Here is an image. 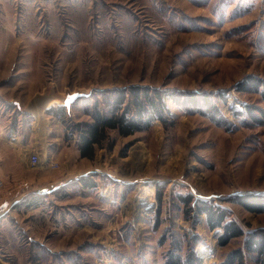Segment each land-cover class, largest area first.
Listing matches in <instances>:
<instances>
[{
    "label": "rangeland",
    "instance_id": "1",
    "mask_svg": "<svg viewBox=\"0 0 264 264\" xmlns=\"http://www.w3.org/2000/svg\"><path fill=\"white\" fill-rule=\"evenodd\" d=\"M93 7L81 10L72 28L65 15L56 34L61 47L44 49L41 66L53 91L46 98L54 100L46 109L54 110L26 112L20 121L37 117L53 141L64 128L90 121L87 100L68 105L69 94L131 85L161 89L169 121L127 137L111 132L103 145L115 162L94 173L96 186L87 191L72 192V183L49 192L37 185L23 195L16 157L15 175L0 189V264H169L170 254L186 264L191 251L203 264H219L243 248L245 236L221 246L222 230H210L184 198L222 207L245 233L264 229V214L233 200L264 194V123L246 110L251 106L264 119V96L236 89L249 74L264 78V0H101ZM173 91L227 101L219 102L215 118L205 106L174 104ZM18 121L16 113V131ZM26 140L16 141V152L40 156L38 165L29 161L33 178L45 146L31 130ZM138 231L141 248L132 240ZM100 233L114 238L105 249L92 237ZM72 252L78 256H65ZM247 262L257 264L250 255Z\"/></svg>",
    "mask_w": 264,
    "mask_h": 264
},
{
    "label": "crops",
    "instance_id": "2",
    "mask_svg": "<svg viewBox=\"0 0 264 264\" xmlns=\"http://www.w3.org/2000/svg\"><path fill=\"white\" fill-rule=\"evenodd\" d=\"M100 1L0 0V177L5 182L15 175L17 157L22 168L16 174L20 179L16 188L23 195L28 194L30 187L37 185H41L38 190L46 192L53 189L56 191L70 183L72 186L69 189L72 192L80 188L83 191L93 188L83 187L80 181L95 175L94 173L104 172L109 163L115 162V153L108 151L103 144L97 145L93 158L82 157L78 136H68L65 128L62 135L48 142L47 135L52 131H47L37 117L29 123L20 121L21 115L26 112L50 110L46 109V103L49 101L46 96H51L53 91L48 92L46 80L49 75L41 65L45 64L46 59L44 49L61 47V39L56 34L64 25V16L71 22L67 26L72 28L81 10L84 13L94 10V5L98 9ZM16 113L19 119L18 131ZM29 130L45 146L44 165L36 168L37 172L33 178L29 176L30 155L23 157L20 152H16V141L25 144ZM51 162L59 163L60 167L54 169L56 172L50 166ZM121 167L122 163L119 164V168ZM18 185H24L25 190L20 189ZM5 203L7 206L6 200ZM87 233L94 234L90 230H87ZM92 237L97 239L94 243L100 244L102 249L109 245L108 241L114 239L109 233ZM86 239H89V235ZM133 239L138 240V248H141V231L135 233ZM134 245L127 244L129 247Z\"/></svg>",
    "mask_w": 264,
    "mask_h": 264
},
{
    "label": "trees",
    "instance_id": "3",
    "mask_svg": "<svg viewBox=\"0 0 264 264\" xmlns=\"http://www.w3.org/2000/svg\"><path fill=\"white\" fill-rule=\"evenodd\" d=\"M236 89L240 93H262L264 96V78L249 74L238 83ZM169 96L174 104L188 108L201 109L205 106L215 118L221 116L219 102L227 101L224 96H220L222 101H214L207 93L199 94L192 91H173L169 93ZM83 97L87 100L84 113L90 117V121L75 123L67 130L68 136H78L82 157L93 158L97 145H102L111 132L127 137L149 130L156 120L167 124L170 118L168 99L165 98V93L157 88L131 85L119 89L98 91L93 96L84 94L81 98ZM90 97L91 99H88ZM246 110L254 121L259 124L264 123V119L255 115L253 107L248 106ZM80 183L83 187L96 186L93 176L82 179ZM159 199L161 200V196ZM233 200L249 212L264 214V194H239ZM184 202L189 206L190 211L206 215L210 230L222 229L219 237L221 246H226L235 238L245 236L243 248L232 251L219 264H248L249 255L253 256L257 264H264V229L245 233L236 221L229 218L226 210L222 207L210 201L194 200L190 196L184 198ZM87 245L90 247L93 244ZM43 247L42 249H44ZM69 255L78 256L77 252L65 254V256ZM178 259L176 254H170L168 263L178 264ZM185 262L186 264H203L202 259L194 251L187 255Z\"/></svg>",
    "mask_w": 264,
    "mask_h": 264
},
{
    "label": "built area",
    "instance_id": "4",
    "mask_svg": "<svg viewBox=\"0 0 264 264\" xmlns=\"http://www.w3.org/2000/svg\"><path fill=\"white\" fill-rule=\"evenodd\" d=\"M30 163L32 165H38L40 163V156L37 154V153H33L31 156H30ZM50 166L54 169H58L60 167L59 163L58 162H51L50 163ZM4 186V182L3 180L0 178V189H2Z\"/></svg>",
    "mask_w": 264,
    "mask_h": 264
},
{
    "label": "water",
    "instance_id": "5",
    "mask_svg": "<svg viewBox=\"0 0 264 264\" xmlns=\"http://www.w3.org/2000/svg\"><path fill=\"white\" fill-rule=\"evenodd\" d=\"M84 95V93H72L69 94L66 101L68 105L73 104L77 99L81 98Z\"/></svg>",
    "mask_w": 264,
    "mask_h": 264
},
{
    "label": "bare ground",
    "instance_id": "6",
    "mask_svg": "<svg viewBox=\"0 0 264 264\" xmlns=\"http://www.w3.org/2000/svg\"><path fill=\"white\" fill-rule=\"evenodd\" d=\"M64 103V102H63ZM54 105V100L49 101L48 103H46V107L52 106ZM52 108V107H51Z\"/></svg>",
    "mask_w": 264,
    "mask_h": 264
}]
</instances>
